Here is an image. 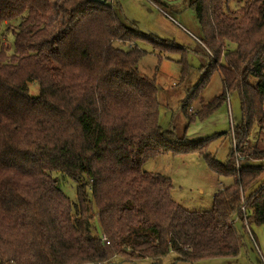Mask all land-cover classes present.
Returning <instances> with one entry per match:
<instances>
[{
	"label": "trees",
	"instance_id": "16d2710c",
	"mask_svg": "<svg viewBox=\"0 0 264 264\" xmlns=\"http://www.w3.org/2000/svg\"><path fill=\"white\" fill-rule=\"evenodd\" d=\"M187 1L213 54L187 96L196 99L213 71L224 88L194 115L187 100L181 109L202 120L239 94V166L232 149L223 163L205 139L160 126L158 84L138 66L142 43L182 47L126 23L112 0H0V32L11 27L14 37L12 46L0 41V264H106L113 253L130 261L169 252L188 262L236 257L237 221L264 224V147L249 140L253 126L264 129V0H238L237 9L232 0ZM167 151L198 152L233 179L211 209L188 210L169 176L144 168ZM65 179L76 185L75 201Z\"/></svg>",
	"mask_w": 264,
	"mask_h": 264
},
{
	"label": "rangeland",
	"instance_id": "374dc122",
	"mask_svg": "<svg viewBox=\"0 0 264 264\" xmlns=\"http://www.w3.org/2000/svg\"><path fill=\"white\" fill-rule=\"evenodd\" d=\"M112 1L119 5L117 12L126 23L129 24L131 21L141 23V20L151 23L156 20L158 26L156 31L159 34L151 31L155 30V27L151 29L150 25L144 22L139 24L138 28L146 34H155L163 39L171 40L183 49L169 53L167 52L169 48L157 46L159 49H151L148 44L142 43L147 53L139 59L138 66L141 72L155 79L158 84L160 126L165 130L174 129L179 136H184L190 141L205 139L209 144L208 151L218 161L225 163L230 149L234 151L237 158L239 154L234 125L243 122L239 94L228 93V101L218 109V112L202 120L196 119L190 122L189 117L181 109L182 104L187 100V111L194 115L204 103L213 100L224 88L218 72L213 71L196 99L191 100L187 96L199 85L202 75L209 70L211 65L209 63L213 60L212 52L200 40L203 34L200 21L193 8L188 5V1L178 0V5L172 7L168 5L164 9L158 6L162 12L147 0ZM230 8H239L238 0H232ZM163 12L173 17L175 21L167 19ZM5 28L0 32V41L6 46H12L14 37L10 32L11 27L5 26ZM115 45L125 49L130 47L129 43L123 42H115ZM160 48H163V51ZM229 48H234V44L229 45ZM183 63L187 64L185 70ZM31 85V92L37 93L38 84L31 83ZM249 140L264 147V129L258 125L253 126ZM251 162L259 161L251 160ZM144 168L169 176L174 185L175 200L188 210L211 209L214 195L221 187L231 184L233 180L231 177H219L215 174L207 160L198 152L158 153L145 162ZM61 188L72 201L76 200V185L72 180L61 181ZM244 223L245 226L240 220L236 223L243 236V245L236 257L206 258L188 262L180 259L179 254L169 252L158 259L143 258L130 261L113 253L109 263L106 264H264V224L255 222L249 224L247 221Z\"/></svg>",
	"mask_w": 264,
	"mask_h": 264
},
{
	"label": "crops",
	"instance_id": "0c3cea01",
	"mask_svg": "<svg viewBox=\"0 0 264 264\" xmlns=\"http://www.w3.org/2000/svg\"><path fill=\"white\" fill-rule=\"evenodd\" d=\"M148 2H150V4L151 5H153V6H155L159 11H161L162 12V10L154 3V2H151L150 0H147ZM163 1H165V2H167V3H169V5L172 7V6H176V5H178V0H163ZM159 15H161V13L159 14ZM163 15L168 19L169 18V20H171V21H175V19L173 18V17H171L170 15H167L166 13H164L163 12ZM142 19V18H141ZM165 19V18H164ZM136 20V19H135ZM137 21V20H136ZM142 22H144V23H147V24H149L150 26V28L151 29H153L154 27H155V30L153 29V30H151L152 32H154V33H156V34H159V32L158 31H156V28H158V26H157V23H156V20H154L153 22H149V21H147V20H141ZM132 23H135L136 24V26H140L139 24H141L140 22L138 23H136V22H134V21H131ZM143 23V26H145V24ZM162 32V31H161ZM160 37V36H159Z\"/></svg>",
	"mask_w": 264,
	"mask_h": 264
},
{
	"label": "built area",
	"instance_id": "2783aa9c",
	"mask_svg": "<svg viewBox=\"0 0 264 264\" xmlns=\"http://www.w3.org/2000/svg\"><path fill=\"white\" fill-rule=\"evenodd\" d=\"M245 158H246L245 155L239 154V155L237 156V166H239V163H240L241 161H243ZM102 239L106 242V244H109V243H110V242L108 241V239H106L105 236H103Z\"/></svg>",
	"mask_w": 264,
	"mask_h": 264
},
{
	"label": "water",
	"instance_id": "95a60500",
	"mask_svg": "<svg viewBox=\"0 0 264 264\" xmlns=\"http://www.w3.org/2000/svg\"><path fill=\"white\" fill-rule=\"evenodd\" d=\"M94 1L100 2V3H104L105 2V0H94Z\"/></svg>",
	"mask_w": 264,
	"mask_h": 264
}]
</instances>
